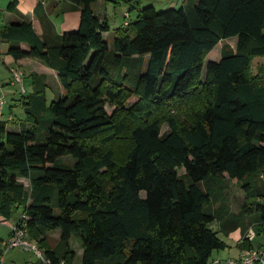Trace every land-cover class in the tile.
Here are the masks:
<instances>
[{"label": "trees", "instance_id": "obj_1", "mask_svg": "<svg viewBox=\"0 0 264 264\" xmlns=\"http://www.w3.org/2000/svg\"><path fill=\"white\" fill-rule=\"evenodd\" d=\"M68 1L82 7L80 26L58 46L31 23L0 34L16 60L54 69L62 94L48 103L38 77L22 129L0 123V217L26 214L53 264H73V237L81 264H211L227 247L218 233L228 237L246 216L264 234V64L255 63L264 58V0L147 6L112 45L93 9L99 0ZM104 2L129 13L138 5ZM219 43L221 60L205 66ZM224 175L244 190L238 213ZM246 240L242 250L252 249Z\"/></svg>", "mask_w": 264, "mask_h": 264}, {"label": "crops", "instance_id": "obj_2", "mask_svg": "<svg viewBox=\"0 0 264 264\" xmlns=\"http://www.w3.org/2000/svg\"><path fill=\"white\" fill-rule=\"evenodd\" d=\"M101 3L99 11L96 13L100 21H105L109 26V31L104 34L105 39L109 38L110 33L114 36L118 29L126 28V22H133L136 20L138 11L147 6H153L157 11H165L168 9H179L187 7V5L194 4L196 0H138L137 9L133 13H129L126 6H114L113 4H106L104 0H99ZM97 2V3H98ZM121 7H124L122 9ZM82 7L75 5L68 0H0V34L6 30L10 25L15 23H31L36 34L48 44L49 47L58 46L61 43L63 34L77 31L80 26ZM126 15H129L127 18ZM234 40V39H232ZM228 42L231 44V41ZM236 40V39H235ZM108 44L109 40L107 39ZM113 42V41H112ZM233 42V41H232ZM110 45V44H109ZM236 43L232 44L235 49ZM10 44L0 37V97H4L6 104L3 109L2 123L6 124L9 131H20L26 124V117L22 96L19 88L11 84V70L20 69L24 73L25 86V102L34 94L36 78H42L46 87V97L48 103L57 99L58 90H60V83L58 80V73L45 65L42 61L33 58H23L16 60L9 54ZM19 48L23 51H29V45L21 44ZM222 43H219L208 55V62H219L221 60ZM208 62H205V66ZM259 62L264 64V58ZM60 90V97H61ZM0 122V123H1ZM28 181L20 179L21 182ZM24 183V182H23ZM22 211H19L12 219L4 220L0 217V225L9 229L10 226L17 224L20 219ZM239 227L230 232L226 237L223 233H218V237L223 240L227 247L223 250L214 251L211 259V264H230L232 260L239 257L240 252L244 247L248 246V241L253 248H259L264 251V234L261 233L259 224L255 226L257 231L252 230V225L245 221L238 223ZM220 224L217 230L220 231ZM10 234V233H9ZM257 235L259 244L254 245L253 236ZM9 236V235H8ZM5 237V239L8 238ZM56 238L60 237V231L54 235ZM0 238V240H5ZM82 257V247L80 246L76 255ZM4 259V258H3ZM39 260V259H38ZM4 261V260H3ZM34 261L33 263H36ZM32 263V264H33Z\"/></svg>", "mask_w": 264, "mask_h": 264}, {"label": "rangeland", "instance_id": "obj_3", "mask_svg": "<svg viewBox=\"0 0 264 264\" xmlns=\"http://www.w3.org/2000/svg\"><path fill=\"white\" fill-rule=\"evenodd\" d=\"M101 3H96L94 5V9L96 11V13L99 11ZM191 5V4H190ZM122 9H124V7H121ZM188 9H190V6H188ZM158 11H161L160 8H158ZM163 11V10H162ZM114 38V34L113 32L110 33L109 38H107L109 40V44L112 45V41ZM233 41V42H232ZM231 41V45L234 44V42L236 43V40H232ZM259 60H261V58L256 59L255 63L259 62ZM206 62H208V57L206 59ZM207 65V64H206ZM255 69V68H254ZM205 74V72H204ZM203 80H204V75H203ZM60 98V90H58V96H57V100ZM137 102L136 98H132L130 100L131 104H134ZM113 108L107 107V112L109 115H111L113 113ZM167 128L164 127L163 131H165ZM184 171H180V174H183ZM225 182V193L227 195V201L228 204L230 205L231 211L233 213H238L242 203L245 201V194H244V190H242V188H240V184L238 183L237 180H233V179H229L228 175H224V180ZM27 190L30 189V183L29 181H23ZM142 197H145V193H142ZM254 200H251V202ZM244 221L247 224H251L252 225V230L253 231H257V227L255 226L256 222H255V217L249 215L246 216L244 218ZM219 225V222H215L214 224H212V228L217 230V227ZM57 232V231H56ZM59 232V231H58ZM9 229L3 225H0V238L5 239L6 236L9 235ZM52 234V233H51ZM52 235H55V232H53ZM254 245H258L259 244V239L257 238V235L255 234L252 238ZM262 243H264V240H261ZM71 245L74 249V251L77 253L79 247L81 246V241L79 238L77 237H73V239L71 240ZM264 245V244H263ZM4 261H2V264H32L34 261L38 260V257L33 253V252H27L22 248H15L12 250H9L5 255H4ZM73 264H81V256H79L78 254L76 255Z\"/></svg>", "mask_w": 264, "mask_h": 264}, {"label": "built area", "instance_id": "obj_4", "mask_svg": "<svg viewBox=\"0 0 264 264\" xmlns=\"http://www.w3.org/2000/svg\"><path fill=\"white\" fill-rule=\"evenodd\" d=\"M1 17V12H0ZM128 18L129 15H126ZM130 21L126 22L128 26ZM11 84L17 86L22 96V102L25 99V86H24V73L20 69L11 70ZM6 104L4 97H0V122L3 117V109ZM28 217L26 214L21 213L20 219L17 224L10 226V234L7 239L0 240V249L3 251L4 255L12 249L22 248L27 252H33L39 260L44 264H53L51 260L47 259L43 252L39 249L38 245L31 240L28 229H27ZM4 258V256H3ZM2 258V261H3ZM60 264H67L66 262H61ZM230 264H264V251L259 248H252L250 250H242L239 257L236 260H232Z\"/></svg>", "mask_w": 264, "mask_h": 264}]
</instances>
